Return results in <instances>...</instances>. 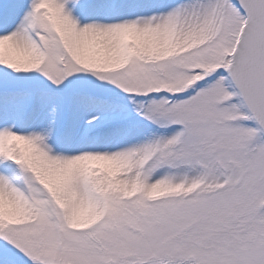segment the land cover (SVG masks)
<instances>
[{
	"label": "snow or ice",
	"instance_id": "obj_1",
	"mask_svg": "<svg viewBox=\"0 0 264 264\" xmlns=\"http://www.w3.org/2000/svg\"><path fill=\"white\" fill-rule=\"evenodd\" d=\"M0 264H264V0H0Z\"/></svg>",
	"mask_w": 264,
	"mask_h": 264
}]
</instances>
